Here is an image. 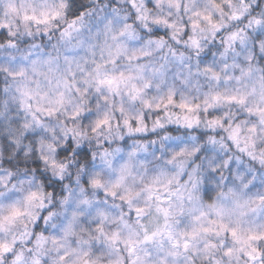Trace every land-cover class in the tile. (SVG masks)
Returning <instances> with one entry per match:
<instances>
[{
	"label": "clouds",
	"instance_id": "obj_1",
	"mask_svg": "<svg viewBox=\"0 0 264 264\" xmlns=\"http://www.w3.org/2000/svg\"><path fill=\"white\" fill-rule=\"evenodd\" d=\"M0 264H264V0H0Z\"/></svg>",
	"mask_w": 264,
	"mask_h": 264
}]
</instances>
